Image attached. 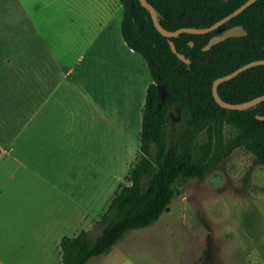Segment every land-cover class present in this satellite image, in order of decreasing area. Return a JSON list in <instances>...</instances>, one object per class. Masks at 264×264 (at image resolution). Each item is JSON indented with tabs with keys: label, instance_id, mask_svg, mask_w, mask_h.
<instances>
[{
	"label": "rangeland",
	"instance_id": "obj_1",
	"mask_svg": "<svg viewBox=\"0 0 264 264\" xmlns=\"http://www.w3.org/2000/svg\"><path fill=\"white\" fill-rule=\"evenodd\" d=\"M97 9L89 0H0L1 92L10 83L14 97L23 94L27 61L63 80L60 66L49 62L59 41L64 47L69 15ZM121 17L119 10L113 22ZM94 35L77 33V59ZM21 51L36 58H14L8 68L9 52ZM91 51L78 60L71 86L59 88V104L39 119L0 94V153L7 151L0 156V264H60L61 238L81 230L96 237L97 222L128 183L141 131L132 93L151 74L145 69L133 91V61L108 46ZM232 133L223 128L225 139ZM178 190L158 221L126 232L110 253L89 262L264 264V165L254 154L237 148Z\"/></svg>",
	"mask_w": 264,
	"mask_h": 264
},
{
	"label": "trees",
	"instance_id": "obj_2",
	"mask_svg": "<svg viewBox=\"0 0 264 264\" xmlns=\"http://www.w3.org/2000/svg\"><path fill=\"white\" fill-rule=\"evenodd\" d=\"M168 30L205 28L228 15L247 0H148ZM121 33L126 45L148 65L152 81L141 110L139 151L121 185L97 225L60 240V264H87L92 257L109 253L123 235L159 220L189 179H203L219 160L244 148L264 165V100L241 110L220 106L212 93L213 81L240 66L264 59V0H256L242 12L203 34L183 32L169 38L155 27L140 0H120ZM242 25L247 34L229 37L210 49L203 47L220 31ZM193 43L191 45L190 43ZM167 97L161 100L157 85ZM220 97L231 103L264 94V64L251 66L218 84ZM177 116V118H176ZM233 133L225 139L223 128Z\"/></svg>",
	"mask_w": 264,
	"mask_h": 264
},
{
	"label": "crops",
	"instance_id": "obj_3",
	"mask_svg": "<svg viewBox=\"0 0 264 264\" xmlns=\"http://www.w3.org/2000/svg\"><path fill=\"white\" fill-rule=\"evenodd\" d=\"M89 1H98L100 10L97 9L96 11H91L92 14L89 16L83 15L82 13L78 15L74 12L72 13V15H69V23L67 25L69 35L65 40L64 47H61V41H59L57 52L53 54V57L49 62L51 66H60L62 74L61 77L63 78V80L60 79L59 81H57L52 72L49 71L48 66L43 65L40 70H36L35 68H31V66L35 65L33 62L31 63L30 61H27L25 63H22L23 66L28 67L27 72L23 74V78H25L24 81L26 84V88L23 90L25 91L22 95L17 94L19 98H16L14 97L13 90L11 89V86L15 87V85L9 83L8 92L3 91L8 93V105H10L11 98H15V101L13 102H19L22 107V111H27L28 114L32 115L38 114V119L41 113L45 114V112H51L52 110H54L55 104H59L57 98L59 88L62 87L66 89L64 85H67V87L71 86V82L74 79L73 71H75V66L78 63V60H80L88 52H90V55L92 53V48L95 47L104 48L108 46V48H112V50H114V53L119 55L121 59L127 58V60H129L130 62L133 61L132 63L134 65L132 67V70H134V91V82L138 81V78H140L142 72L148 68V65L139 53L130 49L126 45L121 33L122 17L121 20L119 19L118 21L113 22V19H115L114 14L117 18L119 10L121 15L123 16L122 3L118 2L120 0ZM111 21L113 22V24H111ZM87 31L95 33V35L91 37L92 40L90 41V43H88L87 52H85V54L81 55L79 59H77V33ZM8 55V68L10 69H12L11 66L14 65V58L21 59L22 57L23 59L24 57H26L30 60L36 58L33 51L28 54H24L21 51L20 53H16L14 56L9 52ZM151 81L152 78L150 80L147 79L146 81H142L140 79L139 87H137L136 89V96L134 92L132 93V96H134L135 100L137 99L136 106L138 107V112H140V128H138L139 130H141V110L146 99L147 87ZM1 91L2 90L0 89V94L3 93ZM6 152V150H2L0 156H5ZM97 261L91 260L90 262L88 261V264H95ZM100 262L101 264H104V261L101 260Z\"/></svg>",
	"mask_w": 264,
	"mask_h": 264
},
{
	"label": "water",
	"instance_id": "obj_4",
	"mask_svg": "<svg viewBox=\"0 0 264 264\" xmlns=\"http://www.w3.org/2000/svg\"><path fill=\"white\" fill-rule=\"evenodd\" d=\"M255 1L256 0H247L241 6L236 8L234 11H232L228 15L224 16L220 20L216 21L212 25L205 27V28L181 27V28H178L176 30H168L161 25V23L158 19V16H157V11L155 10L154 6L148 0H140L142 5L149 10V12L151 14V18L153 20V23H154L155 27L158 29V31L163 36H166L169 38V43H170L172 51L174 53H176L177 56L181 60H183L184 62H189L190 59L187 58L183 53H180L177 51L175 43L171 38L177 37L183 32L193 33V34L208 33L210 31L218 28L220 25L227 22L228 20H230L231 18H233L234 16H236L240 12H242L245 8H247L250 4H252ZM247 33H248L247 30H245V28L242 25L232 26V27L224 29V30L220 31L219 33H217L216 35L212 36L210 38V40L208 41V43L203 47V49L208 50L211 48V46H213L214 44H216L222 40H225L229 37H234V36H243V35H246ZM190 44L193 45L192 42ZM259 64H264V59H258V60L250 61V62L240 66L236 70L232 71L231 73L216 78L212 84V93H213V96H214L216 102L220 106L227 108V109L241 110V109H244L247 107H251V106L257 104L258 102L264 100V94H263V95L255 97L253 99H250L248 101H244V102H240V103H231V102H227V101L223 100L218 93V84L220 82L228 80V79L238 75L240 72L244 71L245 69H247L251 66L259 65ZM157 88H158V91L160 93L161 100L164 101L167 97V94H168L166 89H165V86L163 84H158ZM259 118H264V117L259 116Z\"/></svg>",
	"mask_w": 264,
	"mask_h": 264
}]
</instances>
